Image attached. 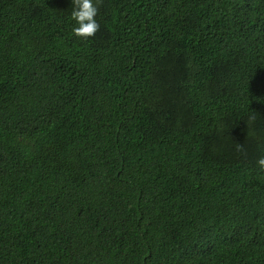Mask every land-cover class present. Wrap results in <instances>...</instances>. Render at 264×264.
Instances as JSON below:
<instances>
[{"label":"trees","instance_id":"trees-1","mask_svg":"<svg viewBox=\"0 0 264 264\" xmlns=\"http://www.w3.org/2000/svg\"><path fill=\"white\" fill-rule=\"evenodd\" d=\"M0 0V264H264V0Z\"/></svg>","mask_w":264,"mask_h":264},{"label":"clouds","instance_id":"clouds-1","mask_svg":"<svg viewBox=\"0 0 264 264\" xmlns=\"http://www.w3.org/2000/svg\"><path fill=\"white\" fill-rule=\"evenodd\" d=\"M97 15L96 0H72L71 19L75 21L72 34L83 39L95 36L100 27ZM256 163L264 171V155Z\"/></svg>","mask_w":264,"mask_h":264}]
</instances>
